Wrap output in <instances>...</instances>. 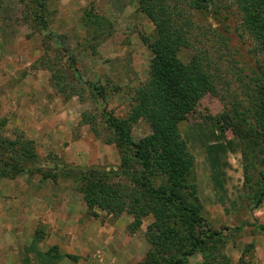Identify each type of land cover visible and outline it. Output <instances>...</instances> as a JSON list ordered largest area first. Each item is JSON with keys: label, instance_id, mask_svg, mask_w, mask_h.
Returning a JSON list of instances; mask_svg holds the SVG:
<instances>
[{"label": "rangeland", "instance_id": "1", "mask_svg": "<svg viewBox=\"0 0 264 264\" xmlns=\"http://www.w3.org/2000/svg\"><path fill=\"white\" fill-rule=\"evenodd\" d=\"M43 2L47 30L34 22L32 14L40 12V0H0V140L21 135L35 142L42 159L61 165L117 167L121 149L104 142L102 110L106 107L120 119L129 116L133 89L149 78L153 57L149 44L155 38V25L139 10L138 0ZM216 3L224 22L211 13H195L196 26L200 25L197 34L201 32L195 45L212 53V71L220 69L222 83L217 84L218 95H204L178 129L195 158L194 176L206 222L200 232L211 228L220 235L188 262L226 264L227 256L229 264H264V201L255 206L248 199L250 186L258 189L263 153L238 133L239 129L244 134L256 122L250 109L257 93L256 74L264 72V52L253 51L254 42L243 33L242 16L233 2ZM227 26L229 32H225ZM240 33L243 38L238 37ZM223 34L231 39L219 58L216 52L221 50ZM193 53L186 50L182 58L188 60ZM85 82L103 84L105 100L96 98ZM72 86L78 90H71ZM84 114L93 118L94 126L84 122ZM131 131L138 141L153 129L140 120ZM244 149L251 164L250 183L245 180ZM153 182L158 185L160 179ZM67 197L77 201L74 207H66ZM78 204L86 207L81 211L85 220L81 226L88 228L81 231L80 239L76 237L78 241L72 233L66 248L46 245L50 231L39 225L25 244L21 212L26 220H37L42 209L74 214ZM95 212L97 216L72 180L27 173L0 179V264H140L148 259L155 249L148 233L151 218L131 233L132 215ZM24 234L30 236V232Z\"/></svg>", "mask_w": 264, "mask_h": 264}, {"label": "trees", "instance_id": "2", "mask_svg": "<svg viewBox=\"0 0 264 264\" xmlns=\"http://www.w3.org/2000/svg\"><path fill=\"white\" fill-rule=\"evenodd\" d=\"M231 2L241 13L240 27L253 40V51L263 53L264 0ZM138 4L139 10L155 25V38L149 44L153 53L149 78L133 89L127 118L116 117L106 107L102 110L104 142L121 149L120 165L78 166L50 162L38 155L33 140L18 135L15 139L0 140V179H16L27 173L44 179L72 180L78 184V191L94 216L98 215L96 209L115 216L128 213L133 217L128 226L131 233L142 226L145 218H151L148 233L155 248L153 252L163 253V256L156 257L152 252L140 264H189V257L197 250L205 252L208 241L216 243L220 232L211 228L200 232L206 222L201 214L203 206L194 176L195 158L182 141L178 124L187 118L204 95H218L217 84L222 83V75L219 68L213 67L212 71V53L195 45L201 32L197 34L200 25L196 26L194 14L211 13L223 23V11L216 0H138ZM39 6L40 12H32L34 22L47 30L48 21L43 15L46 4L40 0ZM225 32H229L228 26ZM243 33L238 37L243 38ZM230 39L226 35L220 36L221 50L216 52L219 58H223L222 49L228 48L226 41ZM189 49L194 53L184 60L182 52ZM69 60L75 65L72 56ZM256 76L257 93L250 109L256 122L244 134L239 129L238 133L245 140H251L252 145L261 147L263 156L259 162L264 167V72ZM85 84L96 98L105 100L103 84ZM70 89L78 90L74 86ZM92 119L90 115L83 116L86 124L93 125ZM140 120L148 122L153 132L136 141L131 128ZM247 155L244 149L245 180L250 183L248 168L251 164ZM259 177L258 189L254 191L251 185L252 193L248 196L255 206L264 201V168ZM153 178L160 179V183L155 185ZM55 249L51 248L52 251ZM55 257L61 259L59 255ZM225 257V263L229 264Z\"/></svg>", "mask_w": 264, "mask_h": 264}, {"label": "crops", "instance_id": "3", "mask_svg": "<svg viewBox=\"0 0 264 264\" xmlns=\"http://www.w3.org/2000/svg\"><path fill=\"white\" fill-rule=\"evenodd\" d=\"M62 195H60L59 197H61ZM67 196H69L67 194ZM61 200H64L63 197L60 198ZM66 202V207H74L75 203L77 202H72L70 197H67L65 201ZM49 206H52V203H50ZM77 208L75 209V213L74 214H66L64 210H51L49 211V209L47 208L42 209V216H38L35 219H30V220H26L25 219V215L23 212L21 217L22 219H20V228H22V236H24L23 239H25V244L28 243L27 238H34L35 236V231H36V227L39 225H42V230H45L47 233L48 231H50V239L47 241L46 245H60L64 248H66L65 243L68 242L71 239V234L74 233L75 235L73 236L74 238H78L80 239L82 236V232L81 231H87L88 228L81 226V222H84L85 220H83L81 211L85 210L86 211V207L83 204H78L76 206ZM36 211V210H35ZM34 211V212H35ZM39 215V213L37 214ZM30 232V236L29 234H24V232ZM26 236V237H25ZM45 238V237H44ZM76 238V240H77ZM78 241V240H77ZM23 244V245H25ZM76 245H78V242L75 243Z\"/></svg>", "mask_w": 264, "mask_h": 264}]
</instances>
